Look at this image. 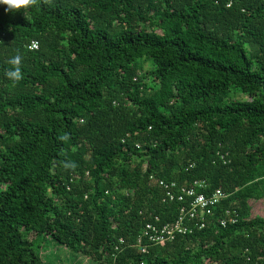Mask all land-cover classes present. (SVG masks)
I'll use <instances>...</instances> for the list:
<instances>
[{
  "label": "trees",
  "instance_id": "obj_1",
  "mask_svg": "<svg viewBox=\"0 0 264 264\" xmlns=\"http://www.w3.org/2000/svg\"><path fill=\"white\" fill-rule=\"evenodd\" d=\"M151 176L226 196L203 228L142 253L145 224L181 205ZM0 184V264H41L22 227L96 264H264L250 205L264 197V0H39L27 18L0 5Z\"/></svg>",
  "mask_w": 264,
  "mask_h": 264
},
{
  "label": "built area",
  "instance_id": "obj_2",
  "mask_svg": "<svg viewBox=\"0 0 264 264\" xmlns=\"http://www.w3.org/2000/svg\"><path fill=\"white\" fill-rule=\"evenodd\" d=\"M37 47V42H33L30 48ZM193 165H190L192 167ZM164 189V200L169 202H179V213L173 222L164 225H156L149 222L145 224L141 233L136 238L135 246L139 247L142 253H146L151 245H163L173 240L177 235L192 233L195 227L201 229L205 226V216L210 215L212 208L226 195L221 189H216L211 193L200 192L206 190L208 184L205 180H195L190 185H179L175 182H168L163 179L150 177ZM226 217L221 219L222 226L228 223H235L236 216L230 211H226ZM123 243L120 239L119 245ZM116 246V249L119 248Z\"/></svg>",
  "mask_w": 264,
  "mask_h": 264
},
{
  "label": "rangeland",
  "instance_id": "obj_3",
  "mask_svg": "<svg viewBox=\"0 0 264 264\" xmlns=\"http://www.w3.org/2000/svg\"><path fill=\"white\" fill-rule=\"evenodd\" d=\"M139 27L144 28L141 24ZM139 62H141V60ZM138 64H142L143 73H147L151 69L150 62H146L143 59L142 63ZM145 81L146 83H149V85L154 83L151 75H146ZM239 97L244 99L249 98L247 95H241L238 93L236 98ZM3 187L4 185L0 184V189ZM250 205L253 216L264 218V197H253V199L250 200ZM21 230L24 234L25 243H33L35 250L40 254V259H42L40 262L41 264H96L90 257L68 250L59 241L53 240L49 236H41L37 227H34L31 230L22 227Z\"/></svg>",
  "mask_w": 264,
  "mask_h": 264
},
{
  "label": "clouds",
  "instance_id": "obj_4",
  "mask_svg": "<svg viewBox=\"0 0 264 264\" xmlns=\"http://www.w3.org/2000/svg\"><path fill=\"white\" fill-rule=\"evenodd\" d=\"M39 0H0V5L6 6V10L8 12H23L25 17L27 18V10L33 6H37ZM12 30L11 27L9 29ZM23 55L17 51V53L7 60V63L11 65L5 71V76L8 80L12 81L13 83L19 82L23 79V72H22V62H23ZM61 141H68L69 135L67 133L58 137ZM74 167L71 163H65L64 168L68 169Z\"/></svg>",
  "mask_w": 264,
  "mask_h": 264
}]
</instances>
